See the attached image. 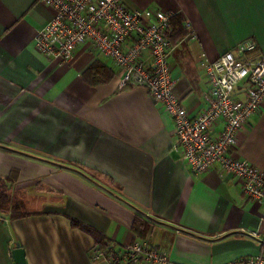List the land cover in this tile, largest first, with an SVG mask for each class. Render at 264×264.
Here are the masks:
<instances>
[{
    "label": "crops",
    "instance_id": "1",
    "mask_svg": "<svg viewBox=\"0 0 264 264\" xmlns=\"http://www.w3.org/2000/svg\"><path fill=\"white\" fill-rule=\"evenodd\" d=\"M124 2L178 20L169 64L190 117L205 107L200 56L214 61L245 42L264 55V0ZM53 15L41 0H0V181L32 201L22 218L0 215V264H14L17 248L26 264H94L88 231L111 246L159 249L173 264L264 258V208L218 167L192 175L148 92L118 87L117 69L89 45L68 60L36 51ZM247 121L233 156L264 173V104ZM136 215L144 238L131 230Z\"/></svg>",
    "mask_w": 264,
    "mask_h": 264
},
{
    "label": "built area",
    "instance_id": "2",
    "mask_svg": "<svg viewBox=\"0 0 264 264\" xmlns=\"http://www.w3.org/2000/svg\"><path fill=\"white\" fill-rule=\"evenodd\" d=\"M41 2L54 15L34 37L36 51L68 60L77 48L89 45L117 69L118 87L144 89L170 117L174 150L181 153L192 175L218 167L237 180L248 200L264 208V173L233 156L236 134L264 104V55L254 43H240L214 61L200 56L198 66L207 88L205 107L190 117L173 93L167 33L172 13L128 8L124 0ZM184 28L188 30L190 25L184 24ZM90 258L94 264H173L164 251L140 242L113 247L107 254L94 250ZM228 264H264V258L260 253Z\"/></svg>",
    "mask_w": 264,
    "mask_h": 264
},
{
    "label": "trees",
    "instance_id": "3",
    "mask_svg": "<svg viewBox=\"0 0 264 264\" xmlns=\"http://www.w3.org/2000/svg\"><path fill=\"white\" fill-rule=\"evenodd\" d=\"M174 18H175L174 16L171 18L172 19L171 20L172 25H174V24L179 25L178 20L174 19ZM0 183H4V182L0 181ZM9 208L11 210H14V215L11 214L12 218H18V217L22 218V216L27 215V214L18 213V209H16L17 208L16 205L12 204L10 197L7 196V192L4 191L3 189H1L0 190V213L4 214L5 211L9 210ZM147 229H148V224L146 223V221L142 217H140L139 215H136L134 222H133L132 229H131V230H133L134 234L138 238H144L146 235ZM84 232H87V230H84ZM87 233H89L93 237L94 242H95L94 245L97 248L96 250H98L99 252H101L103 254H107V253L112 251L113 247H117V246H111L110 244H108V242L105 241V239L97 236L94 232L88 231Z\"/></svg>",
    "mask_w": 264,
    "mask_h": 264
},
{
    "label": "rangeland",
    "instance_id": "4",
    "mask_svg": "<svg viewBox=\"0 0 264 264\" xmlns=\"http://www.w3.org/2000/svg\"><path fill=\"white\" fill-rule=\"evenodd\" d=\"M3 189L7 192V196L10 197L12 204L16 205V209L24 206H32L31 198H28L27 195L24 196L25 193L22 192V189L15 188L14 185L10 183H0V190ZM18 211H21L18 209ZM20 213V212H19ZM2 213H0L1 215ZM5 215H14V210L9 208L8 211H5Z\"/></svg>",
    "mask_w": 264,
    "mask_h": 264
},
{
    "label": "water",
    "instance_id": "5",
    "mask_svg": "<svg viewBox=\"0 0 264 264\" xmlns=\"http://www.w3.org/2000/svg\"><path fill=\"white\" fill-rule=\"evenodd\" d=\"M11 256L14 264H26V262L24 261V251L22 249H14L11 253Z\"/></svg>",
    "mask_w": 264,
    "mask_h": 264
}]
</instances>
